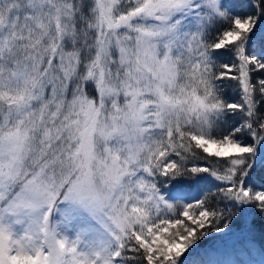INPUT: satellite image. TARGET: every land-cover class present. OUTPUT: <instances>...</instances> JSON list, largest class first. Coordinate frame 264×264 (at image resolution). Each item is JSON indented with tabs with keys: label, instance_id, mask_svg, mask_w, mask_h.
Listing matches in <instances>:
<instances>
[{
	"label": "snow or ice",
	"instance_id": "1",
	"mask_svg": "<svg viewBox=\"0 0 264 264\" xmlns=\"http://www.w3.org/2000/svg\"><path fill=\"white\" fill-rule=\"evenodd\" d=\"M264 264V0H0V264Z\"/></svg>",
	"mask_w": 264,
	"mask_h": 264
},
{
	"label": "trees",
	"instance_id": "2",
	"mask_svg": "<svg viewBox=\"0 0 264 264\" xmlns=\"http://www.w3.org/2000/svg\"><path fill=\"white\" fill-rule=\"evenodd\" d=\"M259 249V243L252 245L240 238H234L210 249L209 258L218 264H258Z\"/></svg>",
	"mask_w": 264,
	"mask_h": 264
}]
</instances>
